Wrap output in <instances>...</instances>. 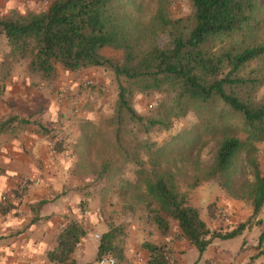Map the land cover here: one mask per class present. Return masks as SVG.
I'll list each match as a JSON object with an SVG mask.
<instances>
[{
    "label": "trees",
    "instance_id": "trees-1",
    "mask_svg": "<svg viewBox=\"0 0 264 264\" xmlns=\"http://www.w3.org/2000/svg\"><path fill=\"white\" fill-rule=\"evenodd\" d=\"M164 1L157 0L154 15L148 14V0H51L46 9H13L0 15V43L6 47L0 93L24 60L44 79L55 74L57 65L72 71L113 70L119 82L114 113L105 121L81 124L71 145L77 170L94 176L91 185H97L103 199L117 193L122 214L138 217L160 232L162 241L141 244L147 252L145 264H186L168 239L174 223L179 227L174 241L187 239L200 255L216 238H233L246 227L241 223L228 232L211 229L202 217L203 207L190 201L193 189L213 181L230 197L250 205L254 215L264 207L258 155V144L264 141V99L254 97L264 74H241L251 61L264 58V0H190L192 15L172 32L169 46L153 43L171 23L163 13ZM106 49L121 58L106 54ZM159 92L167 96L153 113L137 111V94ZM190 112L199 119L191 130L161 145L150 136ZM128 120L139 123L140 131L128 126ZM211 140L217 143L216 156L204 168L200 156ZM54 147L63 151L64 140ZM121 156L134 167L132 183L121 174ZM43 203L32 206L35 213ZM16 207L8 203L2 210ZM216 214L210 212L212 218ZM110 216V228L98 241V258L111 255L120 264L127 259L129 222ZM86 234L82 222L70 219L57 234L49 260L76 264L72 255Z\"/></svg>",
    "mask_w": 264,
    "mask_h": 264
},
{
    "label": "crops",
    "instance_id": "crops-1",
    "mask_svg": "<svg viewBox=\"0 0 264 264\" xmlns=\"http://www.w3.org/2000/svg\"><path fill=\"white\" fill-rule=\"evenodd\" d=\"M40 6L41 0H0V15L13 9L23 12L29 9L39 10ZM0 61H3L1 57ZM71 71L66 69V73L57 83L73 88L75 101L80 98L75 92L81 83L80 78L88 77L93 81L103 79L97 75L80 74L79 81H76L78 74ZM87 72L97 73L94 69H88ZM8 80L5 83L6 94L0 97V119L9 115L16 118L18 115L21 122L16 121L5 130V133H0V197L5 193L13 195L19 192L18 186L23 176H30L33 179L41 177L42 182L27 187L23 192L20 191L23 194V203L20 207L14 200L16 208L6 214L0 212V264H55L49 260L48 253L56 247L57 234L61 228L72 218L82 222L87 231L72 258L76 264H89L91 260L87 256L94 257L98 252V244L93 237L96 233L107 232L109 226L104 218L100 219L93 213L95 201L93 197H87L83 190L88 181L87 177L81 176L77 170L71 138L64 137L66 147L63 151L57 152L53 148L54 139L47 134V129L58 124L54 122L60 117L59 115L67 113L65 117L67 119L71 114L66 107L59 111L51 109L47 114L41 112L40 108L35 111L32 118L25 119L27 111L20 108L25 102L28 104L32 102V98L28 96L31 79L12 73ZM39 87L41 88V85ZM63 128L65 131H70L77 126L74 123L71 126L65 123ZM64 130L61 131L62 135H65ZM85 200L90 211L79 213V204ZM216 200L220 209L229 210L227 211L230 217L226 219L227 221H233L232 219L235 218L238 220L243 216L244 213H240L241 204H235V200L243 201L230 198L221 190L217 192ZM41 201L44 203L35 213L32 206ZM190 201L193 203V198ZM19 211L21 214L18 213ZM204 211L205 208L203 213ZM35 216L37 218L33 221ZM214 219L207 213L205 221L208 226L211 220L215 222ZM242 234L245 239L242 246L224 247L228 255L220 245L215 244L222 239L216 238L207 248L210 252L207 254V264H256L254 262L256 250L252 248L250 242V240L254 242V238L248 236L247 232H242L240 235ZM192 247L185 238L175 244V248L179 251L186 249V255L192 251ZM180 256L182 255L179 254L177 257Z\"/></svg>",
    "mask_w": 264,
    "mask_h": 264
},
{
    "label": "rangeland",
    "instance_id": "rangeland-1",
    "mask_svg": "<svg viewBox=\"0 0 264 264\" xmlns=\"http://www.w3.org/2000/svg\"><path fill=\"white\" fill-rule=\"evenodd\" d=\"M148 1L150 3V9L148 10V14L154 15L156 9L158 8L159 2H157V0ZM163 11V13L166 15L169 22L171 23L160 31L158 37L154 38L153 43L162 46H169L171 42L172 32L175 30L176 27L178 28L179 25L184 24L186 20L192 15V2L190 0H165L163 2ZM5 52L6 47L0 43V57L3 60L6 57ZM104 52L108 55L115 56L118 59L121 58V54H118L110 49H106ZM0 62L2 64L3 61ZM88 69H94L97 73H88ZM88 69L85 68L82 70L70 71L71 73L74 72L75 74H78V76L76 77V81H79L80 74L97 75L103 79L99 81H93L91 78L88 77V79L80 78L81 83L78 88L75 89L76 94L80 96V98L77 99L78 101H75L74 89L67 88L66 85H60L59 83H57V81H59L62 76H64V74L66 73V69L63 66L57 65L55 74H53L52 77L48 79H44L39 74L33 73L28 65V60L20 61L16 64L14 68L13 73H16L20 76L29 77L31 79V88H28V96L32 98V102L30 101V104L25 102L24 106L20 108V110L24 109L27 111V114L24 117L25 119L26 117H28L29 119L32 118L35 115V111L40 108L41 112H46L47 114V112H50L51 109H53V111H59L60 109L66 107L71 114L67 119L65 118L67 113L64 112L62 116L59 115L60 117L56 121L54 120V123H58L56 125L57 127L52 126L51 129H48L47 134H49L54 139V149V144L56 142L64 140V137L71 138L72 142H74L80 135L81 124L85 123V121H105L114 113L119 91V82L116 78L114 71L103 67H90ZM253 70L256 72V74H264V58L251 61L243 69L241 74L247 75ZM88 80H91L94 83L90 86H86L85 82H87ZM40 85L41 88L39 87ZM5 90L0 93V97L6 94ZM166 96V92H159L150 95L139 93L134 98V105L138 112L143 115H148L154 112V110L157 108L158 103L163 100ZM254 97L257 100L264 99V84L254 94ZM216 109L219 110V107H217ZM56 114L57 113H54V115ZM83 114H85L84 117ZM18 117V115L16 116V118L12 115H9V117L1 118L0 125H4L2 127L0 126V129H2L0 130V133H5V130L9 128V126L14 124L16 121L21 122ZM65 123L68 126H71L74 123L77 128H72V130L70 131H65L63 128V126H65ZM198 123V117L193 112H190L187 116L183 118L181 117L173 119L170 126L166 129L152 130L150 136L153 138V140H155L158 144L161 145L170 140L171 138L179 136V134L185 129L191 130ZM127 124L130 127H134L137 131H140L141 129L139 123H135L128 120ZM63 130L65 135H62L61 133V131ZM105 131L110 132L111 127L105 126ZM140 135L143 136L142 133ZM258 148L259 160L262 171L264 172V141L258 144ZM216 151L217 143L215 140H211L201 153V167L206 168L212 165L215 160ZM74 160L76 162V158ZM118 165L120 168H122L121 174L128 180L129 183H132L135 177L133 165L126 161L123 156L120 157ZM245 173L247 172L245 171ZM85 176L87 177L88 182L83 187V190H85L87 197H93V201H95V209L93 210V213L99 216L100 219L104 218L108 226L111 220V214L114 216L116 222H129V234L127 236V259L121 261L120 264H145V261L147 259V252L141 248V244L145 240H151L156 242L162 241L163 238L161 237L160 232L151 225L146 224L144 220L139 219L138 217L122 214L121 203L118 199L117 193H112L111 195L106 197L107 199H103L104 194L98 190L97 185H91L94 181V176L87 174H85ZM29 178L33 179V177L30 176ZM40 179L42 182L41 177ZM35 184L36 183L31 182L27 187L29 188L30 186ZM27 187L20 191L23 192ZM186 188L187 187L184 186V189ZM201 188H203L202 191ZM219 190L225 192V194L229 196L228 193L223 190L217 183L213 181H204L201 185L191 191L192 195L190 194V199L193 198L194 201L192 204L198 207L205 208V211L202 214L204 220H206L207 213L210 214L211 211L217 213L215 217H213L215 218V222L211 220L209 224V227L213 230L228 232L238 227L241 223H246V227L243 230V233L247 232L248 236H253L254 238V242L250 240V242L252 243V248L256 250V252H254V258H256V260L254 259V262L256 264H264V241L261 242V234L264 232V207L258 214L254 215L252 213V208L250 205L246 204L245 202L243 203L235 200V204H241L240 213L244 214L243 216H240L238 220L235 218L232 219L233 221H227L222 214L224 212H227V216L229 218V210L227 209V211L226 208L220 209L217 206L216 194ZM20 191L13 193V195L5 193L0 197L1 213L6 214L5 212H3L2 208L5 204H14V200L17 202L16 204L18 207L22 205L23 194ZM4 196L6 197V199H3ZM86 203L87 201L85 200L84 202L79 204V213H86L85 211H90V209L87 208ZM208 206H211V210H209ZM18 213L21 214L20 211ZM173 225V233L168 239L173 240L172 243L175 249V255H182L179 257V260L186 264H207V254L210 253L209 251H207V249L202 256L200 255L199 250L193 245L192 251L188 252L187 255L186 249L179 251L175 248V244L178 241H181L182 238L174 241L175 236L179 233V227L175 223ZM99 235L100 237L102 236V234ZM243 235L244 234L236 236L234 238L222 239L217 241L215 244L220 245L226 255H228L224 247L228 248V245H231L232 247L242 246L245 241ZM93 238L98 244L100 238H96L95 236ZM87 258L91 260L89 264H94V262L98 259V252L94 255V257L89 255L87 256Z\"/></svg>",
    "mask_w": 264,
    "mask_h": 264
},
{
    "label": "built area",
    "instance_id": "built-area-1",
    "mask_svg": "<svg viewBox=\"0 0 264 264\" xmlns=\"http://www.w3.org/2000/svg\"><path fill=\"white\" fill-rule=\"evenodd\" d=\"M51 4V0H41V6H40V9H46L50 6ZM94 82L91 81V80H88L87 82H85V85L86 86H90L92 85ZM31 182H34V183H40L41 182V179L40 178H35V179H32V178H29V176H23V178L20 180V183H19V186H18V189L19 190H22L24 189L25 187H27ZM3 199H6V197L4 196ZM223 217L225 219L228 218L227 216V212H224L223 214ZM95 237L96 238H100V235L99 234H95ZM95 264H119L118 263V260L114 257V256H111V255H104V256H101L99 257L97 260H96V263Z\"/></svg>",
    "mask_w": 264,
    "mask_h": 264
}]
</instances>
